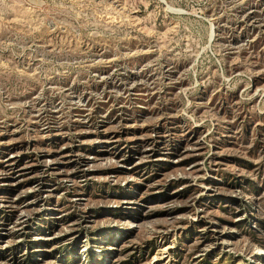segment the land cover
<instances>
[{"label":"rangeland","instance_id":"1","mask_svg":"<svg viewBox=\"0 0 264 264\" xmlns=\"http://www.w3.org/2000/svg\"><path fill=\"white\" fill-rule=\"evenodd\" d=\"M0 264H264V0H0Z\"/></svg>","mask_w":264,"mask_h":264}]
</instances>
